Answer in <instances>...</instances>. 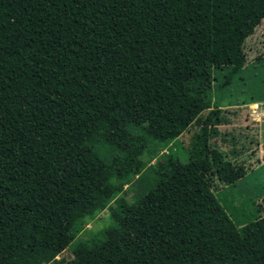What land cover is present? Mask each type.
Wrapping results in <instances>:
<instances>
[{"label":"trees","instance_id":"obj_1","mask_svg":"<svg viewBox=\"0 0 264 264\" xmlns=\"http://www.w3.org/2000/svg\"><path fill=\"white\" fill-rule=\"evenodd\" d=\"M263 25L264 0H0V264H264V205L215 195L246 168L212 96Z\"/></svg>","mask_w":264,"mask_h":264},{"label":"rangeland","instance_id":"obj_2","mask_svg":"<svg viewBox=\"0 0 264 264\" xmlns=\"http://www.w3.org/2000/svg\"><path fill=\"white\" fill-rule=\"evenodd\" d=\"M258 35L259 37H249L246 41L248 63L245 70L235 75L229 84L217 83L212 89L213 99L221 104L223 110L221 115L228 119L219 124L220 134L213 137V140L228 153L234 148L236 157L241 160L248 172L233 186L222 185L220 190L215 191V195L227 207L238 204L236 210H239L240 217L253 215L254 207L258 203L264 205V163L260 164L264 159V101H261L264 100V37H262L264 25L258 30ZM253 100L261 103L251 105L249 102ZM197 129L196 124L190 126L174 142L177 154L182 160L187 158L184 148L190 145L191 137ZM251 151H256V154L250 157ZM249 163H252L250 168ZM144 190L145 187L135 178L125 186L123 194L127 200L134 201ZM115 204L112 202L109 206L98 208L95 216L85 222V228L93 231L104 230L110 223L111 216L120 214ZM94 209L95 207L92 210ZM74 243L55 255L42 253L40 264H49L56 258L64 259L63 264H75L71 249Z\"/></svg>","mask_w":264,"mask_h":264},{"label":"crops","instance_id":"obj_3","mask_svg":"<svg viewBox=\"0 0 264 264\" xmlns=\"http://www.w3.org/2000/svg\"><path fill=\"white\" fill-rule=\"evenodd\" d=\"M255 103H261V102H254V103H250L251 105L252 104H255ZM260 105V104H259ZM261 105H263V104H261ZM230 106H233V105H230ZM219 129V128H218ZM219 130H221V129H219ZM258 145H259V143H258ZM263 152H264V150H263ZM262 163H264V159H263V161L260 163V164H262ZM248 172H246V174H247ZM245 174V175H246ZM258 194V193H257ZM259 197H260V195H259Z\"/></svg>","mask_w":264,"mask_h":264}]
</instances>
